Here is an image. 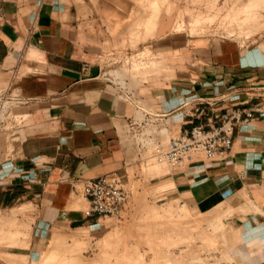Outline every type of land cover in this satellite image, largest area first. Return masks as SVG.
<instances>
[{"label":"crops","instance_id":"0c3cea01","mask_svg":"<svg viewBox=\"0 0 264 264\" xmlns=\"http://www.w3.org/2000/svg\"><path fill=\"white\" fill-rule=\"evenodd\" d=\"M145 1L0 0V221L35 218L30 237L0 239V264H32L49 224L96 220L97 214L68 207L67 194L80 192L83 180L107 172L123 182L143 176L141 147L126 130L147 109L181 133L220 120L225 102L209 98L264 79V27L246 49L237 42L203 46L188 75L174 69L151 78L109 77L96 61L107 49L149 48L179 65L175 52L188 46V0H172L186 11L183 32L176 28L177 10L162 17L145 11ZM4 103L12 105L11 114ZM234 137L224 161L200 160L152 179L199 208L243 211L222 221L223 242L241 262L264 264V112L237 126Z\"/></svg>","mask_w":264,"mask_h":264},{"label":"rangeland","instance_id":"374dc122","mask_svg":"<svg viewBox=\"0 0 264 264\" xmlns=\"http://www.w3.org/2000/svg\"><path fill=\"white\" fill-rule=\"evenodd\" d=\"M143 6L145 11H155L162 17H170L177 10L176 28L185 31L186 11L178 9L174 1L146 0ZM263 27L264 0H188V46L186 50L182 48L175 52L179 65L174 68L168 54L160 53V58L147 48L144 54L149 59L135 62L134 78L166 76L174 69L177 74L188 75V71L196 69L188 66L189 61L201 58L203 46L217 48L226 43L225 46L230 47L237 42L246 49L252 34ZM231 52L225 51L227 55ZM102 56L104 68L120 76L126 74L125 66H106L109 59L114 58L107 54ZM5 86L2 82L1 87ZM147 110L152 120L139 133V140L133 136L134 131L126 130L130 142L134 146L139 143L141 147L143 176L132 175L131 180L124 182L129 200L122 215H101L94 222L72 226L66 221L49 224L43 229L48 240L34 249L38 253L34 254L37 258L32 264H246L229 253L221 234L224 230L222 221L231 220L238 211L199 208L188 202V196H181L171 186L161 184L162 179H152L155 172L161 174L171 170L165 160L159 161L152 156L153 144L177 132L161 131L166 119L161 118L163 115L157 118L155 110ZM67 197L68 207L78 212L88 211L89 202L82 191L71 190ZM34 219L32 216L26 222L18 219L0 221V239L19 234L30 237ZM36 230L34 226V233Z\"/></svg>","mask_w":264,"mask_h":264},{"label":"built area","instance_id":"2783aa9c","mask_svg":"<svg viewBox=\"0 0 264 264\" xmlns=\"http://www.w3.org/2000/svg\"><path fill=\"white\" fill-rule=\"evenodd\" d=\"M147 48L120 51L110 49L97 54L96 59L102 64L104 55H109L114 59H109L106 66L120 64L126 67V78L133 75L135 62H145L149 59L144 52ZM100 59V60H99ZM103 65V64H102ZM110 70V69H109ZM109 77L119 78L120 75L108 71ZM245 93L246 97L236 102H231L232 96ZM205 100V99H204ZM223 101L225 110L220 114L218 122L212 121L209 124H193L187 131L172 134L169 137L158 139L153 144L152 156L159 161L165 160L170 168L184 170L190 163L200 160L224 161L233 149L235 140V130L237 126L250 122L257 113L264 112V79H254L244 86H233L226 93L211 99ZM255 101L250 105H246ZM5 112L12 113V105L4 103ZM149 112L146 113V115ZM160 118L159 113H155ZM151 114L141 119H133L129 123V129L134 131L133 136L139 140V133L143 130ZM164 119V117H161ZM163 123V122H162ZM164 124V123H163ZM166 131V125L160 128ZM144 142H140L143 146ZM81 191L89 201L88 212L91 214L121 216L129 200V192L124 186L122 179L114 172H107L96 177L82 181Z\"/></svg>","mask_w":264,"mask_h":264}]
</instances>
